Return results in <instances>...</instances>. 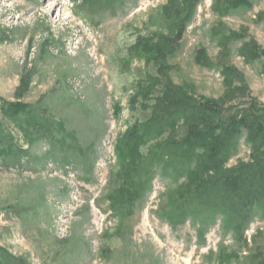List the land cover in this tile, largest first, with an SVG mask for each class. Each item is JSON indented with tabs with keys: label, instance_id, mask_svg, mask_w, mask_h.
<instances>
[{
	"label": "rangeland",
	"instance_id": "1",
	"mask_svg": "<svg viewBox=\"0 0 264 264\" xmlns=\"http://www.w3.org/2000/svg\"><path fill=\"white\" fill-rule=\"evenodd\" d=\"M166 4L0 0V131L28 152L19 166L0 160V264H247L220 215L204 228L191 218L170 225L164 211L184 180L155 174L150 190L131 205L114 208L110 202L121 181L112 171L113 145L128 119L118 85L152 57L137 51L118 60L116 36L130 28L171 38L160 15ZM221 7L227 8L223 14ZM193 8L171 43L173 52L158 59L167 68L166 79L192 101L210 100L232 112L255 104L261 114L264 0H200ZM16 103L27 106L14 118L18 126L3 115L5 104ZM34 121L48 126L51 136L35 130ZM61 133L80 154L48 153V141ZM245 135L241 129L223 168L252 161ZM259 233L264 262V214L253 206L244 238L251 244Z\"/></svg>",
	"mask_w": 264,
	"mask_h": 264
},
{
	"label": "trees",
	"instance_id": "2",
	"mask_svg": "<svg viewBox=\"0 0 264 264\" xmlns=\"http://www.w3.org/2000/svg\"><path fill=\"white\" fill-rule=\"evenodd\" d=\"M198 1L180 0L178 4V0H167L161 8L160 15L168 22L171 38L130 28H122L116 36L118 60L137 51L152 57L118 85L120 96L126 97L128 119L126 130L117 135L113 145L116 163L112 171L121 181L119 189L114 191L116 197L110 202L114 208L131 205L150 190L155 174L174 181L184 180L169 196L164 211L170 225L175 227L191 218L199 223V228H204L215 215H220L224 228L232 232L239 252L246 253L245 263L264 264L258 252L261 234L252 236L251 244L244 238L252 207H260L264 214V112L258 113L255 104L248 111L232 112L231 108L210 100L192 101L172 88L166 79V66L157 63L173 52L171 43L181 36ZM226 11V7L220 8L221 14ZM246 46L249 49L250 44ZM202 54L203 50L197 52L196 62L202 61ZM223 73L227 74L226 80L231 79L230 70L224 69ZM26 110L27 106L19 103L5 104L3 115L18 126L14 118ZM33 124L35 130L51 136L48 126L35 121ZM241 129L246 131L252 161L223 168ZM23 132L29 141V127ZM63 136L61 133L59 139L48 141V153L51 156L59 152L80 154L82 149L73 142L66 144ZM26 154L27 151L14 145L6 130L0 131V160L4 166H19L21 156Z\"/></svg>",
	"mask_w": 264,
	"mask_h": 264
}]
</instances>
